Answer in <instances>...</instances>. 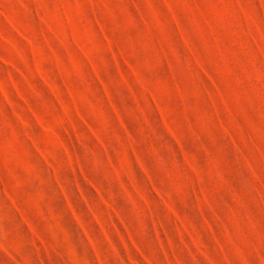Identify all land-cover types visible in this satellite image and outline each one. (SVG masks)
<instances>
[{"label":"rangeland","instance_id":"374dc122","mask_svg":"<svg viewBox=\"0 0 264 264\" xmlns=\"http://www.w3.org/2000/svg\"><path fill=\"white\" fill-rule=\"evenodd\" d=\"M0 264H264V0H0Z\"/></svg>","mask_w":264,"mask_h":264}]
</instances>
